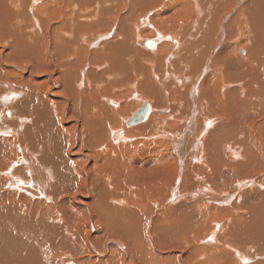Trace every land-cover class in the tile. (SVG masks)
<instances>
[{
    "label": "bare ground",
    "instance_id": "bare-ground-1",
    "mask_svg": "<svg viewBox=\"0 0 264 264\" xmlns=\"http://www.w3.org/2000/svg\"><path fill=\"white\" fill-rule=\"evenodd\" d=\"M190 1L193 16H165ZM190 1L0 0V264H171L179 238L218 246H193L206 261L190 264L264 257L262 226L213 224L219 201L181 186L194 148L200 187L248 180L233 207L264 216V0H240L224 23L233 1L216 17ZM143 103L147 121L127 127ZM176 189L185 199L170 206ZM150 196L167 206H140Z\"/></svg>",
    "mask_w": 264,
    "mask_h": 264
},
{
    "label": "rangeland",
    "instance_id": "rangeland-1",
    "mask_svg": "<svg viewBox=\"0 0 264 264\" xmlns=\"http://www.w3.org/2000/svg\"><path fill=\"white\" fill-rule=\"evenodd\" d=\"M190 0H188V2H189ZM231 1H233L234 3L233 4H235L234 5V7L235 8H233V6H232V8L230 9V12H228L227 14H225L224 15V17H223V19H222V21H223V23L224 22H226L228 19H230L233 15L232 14H234V12L237 10V9H239L241 6H240V0H199V2H200V4H201V7H202V14L204 15V14H207V15H210V16H213V17H216V9H217V7L218 6H228L229 5V3H231ZM244 1V0H243ZM185 2H187V0H185ZM191 2L192 1H190V4H189V6H187L186 7V9L185 10H181L182 9V7L179 9V7H177V9L175 10V11H172V10H170V14L168 15V14H166L165 16L167 17V16H169L170 18H176L177 17V20H178V16H180V17H191V16H193L192 15V12L191 11H195L194 10V8H192L193 7V4L191 5ZM239 2V3H238ZM234 9V11H232ZM177 11V12H176ZM191 13H190V12ZM187 12H189V13H187ZM231 12H233V13H231ZM229 14V15H228ZM174 15H175V17H174ZM185 15V16H184ZM190 15V16H189ZM145 16H147V15H144L143 17H145ZM142 17V18H143ZM168 18V17H167ZM196 17H194V19H195ZM225 18H227V19H225ZM197 20H200V18L199 17H197ZM193 21V20H192ZM191 21V22H192ZM220 21V20H219ZM243 21V20H242ZM241 21V22H242ZM191 24V23H190ZM144 27H146V26H140V29L142 28V29H144ZM245 27H243L242 29H244ZM187 30V28L186 29H184L183 31H182V33H185V31ZM208 35H209V32L205 35V38H207L208 37ZM139 40L137 39V42H138ZM239 42V40L238 41H235V42H232L233 44H236V43H238ZM10 41H8L7 42V45H10ZM140 47H142L143 49H145L146 51H147V49L146 48H144V46H142V45H140V44H138ZM240 50L242 51H244V53H245V50L244 49H241V48H239V52H240ZM149 52H151V51H149ZM215 52V51H214ZM153 53V52H152ZM241 53V52H240ZM241 56H243L244 54L242 53V54H240ZM9 96H11L10 97V101H12L13 99H14V97H15V95L13 94V93H9ZM9 101V102H10ZM9 102L7 103V104H9ZM112 102V101H111ZM113 104V105H112ZM112 106H117V104H115V102H112ZM142 104V103H141ZM114 106V107H115ZM142 105H140V107H141ZM150 106V105H149ZM139 107V108H140ZM151 108V107H150ZM138 110V109H137ZM136 110V111H137ZM151 112H152V109L150 110ZM135 112V111H134ZM133 114V113H132ZM131 114V115H132ZM130 116V115H129ZM129 116H127V118H125L126 120L129 118ZM148 119V118H147ZM147 121V120H146ZM146 121H144V122H141V123H138L139 125H141V124H143V123H145ZM138 124L137 125H134V127L135 126H138ZM214 123H211L210 125H213ZM127 127H132V126H127ZM121 131V135H120V138L119 139H121L122 138V135H123V131L121 130V129H116V130H114L113 132H120ZM112 132V133H113ZM119 139L118 140H116V141H119ZM116 141H114L115 143H116ZM229 149V148H228ZM228 149L226 148L225 149V151H227L228 153H229V151H228ZM234 149H236V151H238V148L237 147H235ZM191 150H192V153H191ZM189 152H188V155H186L184 158H186L185 160H186V162L188 163L189 162V157L188 156H190V155H192V163H191V165H188L186 168L187 169H185V179H183V181H182V187H183V189H185V190H189V191H196V193H198V192H201L202 191V193H206V194H208L209 196H210V198H211V202H212V200L213 199H217L218 201H219V203L220 204H216V209H218V210H220V211H216V212H214V216L212 217V218H214L213 219V221H212V219H211V217H210V221H209V227L210 226H212L213 224H215V223H221V224H223V225H225L226 227H227V229L228 228H230V227H232V228H234V229H238V225L236 224V222H237V220H238V218L237 217H240V216H242L243 217V220H242V223H244L243 225H242V231H241V233L242 234H245L246 232V235L247 234H250L251 233V230L248 228L249 226H252V227H254L255 229L258 227V226H262L263 228H264V216L262 215V214H260V213H258L257 212V210H253L252 209V207L251 206H241V203H239V204H237L235 207H233L234 206V199L235 198H238V197H242L241 196V193L239 194V192H241L243 189H245V188H249L250 186H251V183H248L249 181L248 180H245L244 181V183L242 184V185H240V183L239 184H237V181H235L234 182V180H236L232 175L233 174H231V173H229V175L227 174V175H225V178H226V181L227 180H231V181H227V182H229L228 184H227V182H226V184H225V186H222L221 187V185H220V183L218 184V186H220L221 187V189L220 188H218V189H213L212 187H208V190H205L204 189V186H201L202 187V189H200L201 187H200V185L198 184V182H199V180H201V177L199 176L200 174H201V172H202V170H203V168H201L200 166L199 167H195L194 165H199V163H196V161H193L194 160V157H198L197 155H195V153H196V150L193 148V149H191ZM153 151V150H152ZM162 151V152H161ZM235 151V150H234ZM165 152V153H164ZM193 152H195L194 154H193ZM239 152V151H238ZM162 153H164V155H168V150L166 149V145H164V144H162L161 145V148H160V154H162ZM227 153V154H228ZM151 155H154L153 153H151ZM234 158L232 157L233 155H230V157H231V160L233 161V162H235V161H237V160H233V159H235V158H237L236 157V153H234ZM142 160H146L147 161V163L148 164H145L144 163V161L142 162ZM21 162V161H20ZM137 162H139L140 164H142V165H146V167L148 168V167H153V166H151V163L153 162L152 161V158H150V156H148V155H142V153L141 154H139L138 155V157H137ZM18 163V162H17ZM22 163V162H21ZM124 166H126L127 168H129L130 169V164H129V162L127 161L125 164H124ZM193 167V168H192ZM161 168V167H160ZM191 168L192 169H194V171L193 170H191ZM196 168H199V170L197 169V170H195ZM201 169V170H200ZM161 170V169H160ZM192 173H190V172ZM200 172V173H198V172ZM195 174H194V173ZM197 173V174H196ZM226 174V173H225ZM192 175V176H191ZM194 175V176H193ZM161 176V175H160ZM196 176V177H195ZM229 176V177H228ZM237 176H240V175H237ZM187 178V179H186ZM194 178V179H193ZM199 180H198V179ZM228 178H230V179H228ZM233 178H234V180H233ZM253 178H255L257 181H259L262 185H263V188H261V190L262 191H264V171H262L261 173H259V175H256L255 177H253ZM195 180V181H194ZM194 181V183H192ZM196 181H198L197 183H196ZM187 184H186V183ZM232 183V184H231ZM186 184V185H185ZM190 184H192V187H193V189H192V187H191V185ZM199 186H198V185ZM197 185V186H196ZM235 186H236V188H235ZM246 186V187H245ZM191 187V188H190ZM197 187V188H196ZM232 187L234 188V190H232ZM178 188V187H177ZM195 189V190H194ZM213 190V191H212ZM220 190H221V192H220ZM227 190H228V192L229 193H226L227 192ZM223 191V192H222ZM226 191V192H225ZM224 192H225V194H227V196L226 195H223L224 194ZM187 192H185V193H183V195L184 196H187L188 194H186ZM222 195H221V194ZM236 193H238V194H236ZM218 194H220V195H218ZM228 194H229V196H228ZM194 195H192L191 196V199L192 200H196V195L193 197ZM220 196H222V198H220ZM231 196V197H230ZM196 197V198H195ZM225 197V199H223ZM228 197H229V199H228ZM175 198V199H174ZM179 198V199H178ZM185 198H180L179 197V193H178V189H176V192L172 195V197H171V200L168 202V204L170 203V206L171 205H173L174 203H177V202H180V201H183ZM222 200V201H221ZM140 206H163V207H160V211H161V209H163L164 207H166L167 206V203H165L164 201H158L155 197H153V196H150L148 199H145V201L144 202H141V204H140ZM212 208H214V207H212ZM226 208V209H225ZM222 209V210H221ZM224 209V210H223ZM156 210H158L159 211V208L158 209H156ZM155 210V211H156ZM230 211V212H229ZM151 214H152V212H151ZM236 214V215H235ZM239 216H238V215ZM223 215V216H222ZM150 217H151V215H149ZM237 216V217H236ZM235 218H236V220H235ZM225 219V220H224ZM211 221L213 222V224H211ZM148 222L150 223V224H152V221L151 220H149L148 219ZM249 225V226H248ZM246 226V227H245ZM245 227V228H244ZM247 230V231H246ZM263 236L264 235H258V239L260 240V242L263 240ZM207 239V238H206ZM206 239H204V240H206ZM182 240H183V242H182ZM204 240H202V241H198V240H196L195 242H193L194 243V247H198V248H205V250H209V251H211V249L210 248H212V249H216L215 251L217 252V249H218V246L216 245V244H212L213 242L211 241V239H207L206 241H204ZM245 237L244 238H232V240H231V242L238 248V249H241V248H239L238 246H239V244L240 245H244L245 247H246V249H248V252L250 251V253H253V251H254V253L256 252V251H258L259 249L256 247V245H255V239H251L250 241H248V242H250V243H248V244H245ZM210 241V242H209ZM252 241V242H251ZM121 242L123 243V244H125V241L124 240H121ZM188 242V243H187ZM208 242V243H210V244H206V243ZM260 242H258V243H256L257 245H260L261 243ZM188 245H187V244ZM242 243V244H241ZM197 244V245H196ZM170 247H168V249H166V251L163 253V255H172V262H171V264H175L176 262V264H179L180 263V261H179V259H178V255L179 254H181V255H183V258H184V260H185V262H186V264H190V263H192L194 260H197L198 258H197V256H201V252H199L197 255H195L194 254V250H193V246L189 243V241L188 240H186V239H182V238H179L178 240H176L173 244H171V245H169ZM179 246V247H178ZM187 246V247H186ZM216 247V248H215ZM252 249V250H251ZM190 250V251H189ZM192 250V251H191ZM181 251V252H180ZM173 252V253H172ZM178 252V253H177ZM176 253V254H175ZM259 254H258V256H254V257H252L250 260H249V262H248V264H255L256 262H259V261H263L264 262V257H261V256H259L260 254H262L263 253V251H259L258 252ZM173 254H175V255H173ZM212 254H213V251H212ZM253 255V254H252ZM200 259V260H199ZM198 259V261H199V263H203V262H205L206 261V259H204V258H199ZM176 261V262H175ZM181 264V263H180Z\"/></svg>",
    "mask_w": 264,
    "mask_h": 264
},
{
    "label": "water",
    "instance_id": "water-1",
    "mask_svg": "<svg viewBox=\"0 0 264 264\" xmlns=\"http://www.w3.org/2000/svg\"><path fill=\"white\" fill-rule=\"evenodd\" d=\"M142 45L150 51H154L155 49V43L153 41H144ZM150 110V106L147 103H143V105L126 120V126H134L146 121L151 112ZM120 133L121 132L113 133L111 136L112 139L118 140L120 138Z\"/></svg>",
    "mask_w": 264,
    "mask_h": 264
}]
</instances>
